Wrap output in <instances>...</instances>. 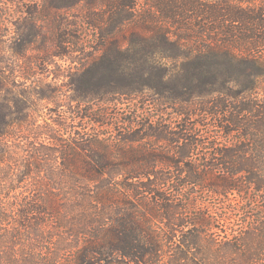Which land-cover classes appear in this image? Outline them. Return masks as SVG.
I'll use <instances>...</instances> for the list:
<instances>
[{"label":"trees","instance_id":"trees-1","mask_svg":"<svg viewBox=\"0 0 264 264\" xmlns=\"http://www.w3.org/2000/svg\"><path fill=\"white\" fill-rule=\"evenodd\" d=\"M20 6L0 43V264H264V0ZM70 9L100 35L83 82L104 132L34 126L10 79L29 49L69 55ZM28 123L33 142L11 141Z\"/></svg>","mask_w":264,"mask_h":264},{"label":"rangeland","instance_id":"rangeland-1","mask_svg":"<svg viewBox=\"0 0 264 264\" xmlns=\"http://www.w3.org/2000/svg\"><path fill=\"white\" fill-rule=\"evenodd\" d=\"M18 1L12 4L6 0H0V15L5 17L0 25L1 55H11L12 46L18 38V23H23L22 17L25 14L21 12L20 5L27 3L28 0ZM58 16L65 17L66 21L77 25L69 31L68 39L74 44L68 48L69 55L52 57L50 59L52 61L47 63L36 59L37 55L40 57L45 55L42 50L29 49L27 51L28 59L32 61L26 59L21 63L20 68H16L17 72L8 70L7 73L10 71V79H20V82L24 83L22 86L29 94L24 98L31 106L27 110L29 123L34 122V126H42L56 123L59 120L65 125L72 126V131L90 132L94 129L95 132H104L107 125L106 102L102 99L96 100V94L94 95L90 85L83 82V79L88 78L93 62L96 63V66L100 65V55L103 53V50L100 49V35L83 21L78 9L58 12ZM37 21L41 28L42 18ZM65 49L67 50V48H59L56 51ZM74 49L76 50L74 51ZM91 55L99 57V59H91ZM76 85H80L79 91L76 90ZM39 90L53 95V98L41 99L40 93L37 92ZM2 93L0 92V94ZM141 95L143 94H137V96ZM138 101L142 103L139 98ZM100 112L104 118L103 124H94L93 117L98 118ZM29 123L22 131L21 137L12 136L11 141L19 140L24 145L33 142L35 134L31 131ZM31 174L43 175L46 172L34 170ZM24 185V188L28 187L26 183ZM208 202L214 206L213 199Z\"/></svg>","mask_w":264,"mask_h":264}]
</instances>
